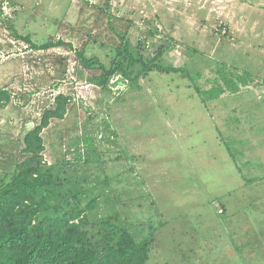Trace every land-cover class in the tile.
<instances>
[{
    "label": "rangeland",
    "instance_id": "374dc122",
    "mask_svg": "<svg viewBox=\"0 0 264 264\" xmlns=\"http://www.w3.org/2000/svg\"><path fill=\"white\" fill-rule=\"evenodd\" d=\"M19 1L23 11L18 1L10 3L13 14L24 12L19 27L25 33L79 23L71 10L62 19L45 5ZM160 4L113 0L111 10L105 1L101 6L111 10L117 29L97 7L100 41L75 33L73 46L81 49L89 39L88 54L109 65L121 43L117 30L126 31L146 55L171 38L174 47L165 62L185 64L193 73L200 68L195 82L203 90L226 86L218 61L230 65L224 73L233 79L247 74L249 84L202 102L189 78L153 72L138 81L139 89L124 82L103 91L87 80L100 71L83 68L68 46L44 52L15 40V52L1 45L0 89L7 88L12 99L0 108V175L23 159L25 133L65 93L72 104L65 118L44 129V159L60 161L66 148H75L69 140L90 133L94 123L103 162L78 167L96 200L88 226L97 229L98 220L117 215L138 240H149L146 264H264V0H187L170 11ZM1 7L2 2L0 26L6 30L13 16Z\"/></svg>",
    "mask_w": 264,
    "mask_h": 264
},
{
    "label": "trees",
    "instance_id": "16d2710c",
    "mask_svg": "<svg viewBox=\"0 0 264 264\" xmlns=\"http://www.w3.org/2000/svg\"><path fill=\"white\" fill-rule=\"evenodd\" d=\"M98 7L110 18L109 27L116 30L111 11L104 10V6ZM128 23L130 25L132 21ZM156 31L149 33L155 36ZM116 35L121 43L116 46L110 43L115 46V52L109 65L100 56L88 54V41H85V47L77 49L71 42L61 39L36 43L29 35L16 33L15 37L36 50L68 46L75 51L83 68L100 71L87 80L103 91L111 92L114 86L124 82L141 88L138 81L153 72L180 73L190 79L203 102L218 98L226 90L236 93L241 84L250 82L247 74H236V79L231 78L224 73L225 67L230 65L218 61L221 64L218 72L222 74L226 86L203 90L195 82L201 77L200 68L194 69L193 73V69L185 64L176 66L174 62H165V54L174 47L170 43L171 38L159 44L153 54L146 55L141 46L132 44L126 31L117 30ZM145 42L139 41L138 44ZM194 53L198 51L195 49ZM116 75L117 79L111 82ZM11 99V92L1 88L0 108L6 107ZM122 99V103L127 100L125 97ZM71 104L70 95L57 94L53 104L43 110L38 123L25 133L21 149L23 159L17 160L11 170L0 175V264H146L150 252L149 240H138L126 226L120 225L117 215L98 220L97 229L88 226L90 216L87 212L94 210L96 200L89 197L88 183L82 180L78 167L81 164L89 168L100 160L103 162L102 152L94 141L98 137L96 129L91 128L94 123L90 126L92 133L86 131L81 137H75L76 140H69L68 145L75 148H66L60 161L48 163L44 159L46 148L42 133L51 120L65 118ZM81 194L83 204L79 197Z\"/></svg>",
    "mask_w": 264,
    "mask_h": 264
},
{
    "label": "crops",
    "instance_id": "0c3cea01",
    "mask_svg": "<svg viewBox=\"0 0 264 264\" xmlns=\"http://www.w3.org/2000/svg\"><path fill=\"white\" fill-rule=\"evenodd\" d=\"M5 0H0V2H3ZM13 1H18L20 6V9L22 8V11L24 10V4L20 3L19 0H13ZM106 1V5L110 6V9L113 10V0H99L97 3H91L89 0H38L39 3H37L36 5L34 4V0L32 1V7L33 8H37L40 7L42 5H45L47 12H51L54 13L55 11L60 12V14L62 13V15L60 16L62 19H64V16L66 15V13L69 14L70 10L71 12H73V14H76V17L78 19V22L76 24V26L72 27L71 26V22H69L68 24H65L64 21L61 24H56V23H52V26H50L48 29L45 28H41L39 27L37 30H39L38 32L36 31V34L34 33H25V31H22V27H19L20 24H24V17L23 14L24 12L20 15V10L18 13L15 12V14H13L12 19L10 20V24L8 25V29L11 30V33L13 34V36H10V33H7L6 31L8 29H3L0 26V46L1 45H7L9 47H13L14 51L17 52V49L15 47V40L19 41H23V40H19L15 37L16 33L22 34V35H29L31 36L32 40L36 43H45L47 41L53 40H63L65 42H71L72 44H74L73 42V38H74V34L75 33H80L82 34V36L85 34V32H87L89 35V39L93 38V41H100L99 38H96V33H97V27L98 25L101 24V22L99 21L98 17L94 14L95 10L97 9L98 6H103V3H105ZM161 4L164 5V9L168 8L169 11L171 9H176L178 6H181L185 4L186 5V1L187 0H160ZM200 1V0H199ZM203 0H201L202 2ZM160 4V5H161ZM202 4V3H201ZM190 5H195V2H192ZM35 6V7H34ZM146 7V6H145ZM159 9V7H158ZM110 10V11H111ZM31 11V10H30ZM35 11V10H33ZM207 11V10H206ZM70 12V13H71ZM1 21V18H0ZM133 23V22H132ZM1 24V23H0ZM134 24H132L133 26ZM35 28V27H34ZM24 30V27H23ZM67 30V31H66ZM92 31V32H91ZM71 34L73 35H70ZM93 32L95 33L94 37L91 35L93 34ZM40 37L42 38V36H44L46 39L42 40V39H38L37 38ZM14 39V40H13ZM87 39V41L89 42L90 40ZM25 42V41H23ZM27 44L28 47H30V45L25 42ZM66 46V45H63ZM63 46H58V47H63ZM58 47H53L50 49H46V50H36V51H44V52H49L52 49L58 48ZM30 50H33V48L30 47ZM88 52V50H87ZM90 52V50H89ZM8 57V56H7ZM22 58H24L25 56H21ZM117 75L114 76V78H112L111 82H113L114 80L117 79ZM119 84L117 86H114V88H119Z\"/></svg>",
    "mask_w": 264,
    "mask_h": 264
},
{
    "label": "built area",
    "instance_id": "2783aa9c",
    "mask_svg": "<svg viewBox=\"0 0 264 264\" xmlns=\"http://www.w3.org/2000/svg\"><path fill=\"white\" fill-rule=\"evenodd\" d=\"M91 3H97L99 0H89ZM2 13L6 16H12L13 15V8L11 7V3L8 0H5L2 2Z\"/></svg>",
    "mask_w": 264,
    "mask_h": 264
}]
</instances>
